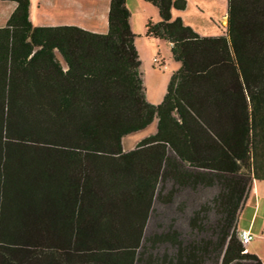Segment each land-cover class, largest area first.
<instances>
[{
  "label": "trees",
  "instance_id": "16d2710c",
  "mask_svg": "<svg viewBox=\"0 0 264 264\" xmlns=\"http://www.w3.org/2000/svg\"><path fill=\"white\" fill-rule=\"evenodd\" d=\"M0 1L16 5L0 28V159L8 162L0 160V264H263L237 238L236 220L251 183L264 180V0H226L223 30L211 36L170 19V9L182 10L185 0H143L159 15L146 20L143 35L169 42L170 56L180 64L158 103L145 100L124 0H108L101 34L32 27L29 0ZM16 41L25 56L41 44L57 48L70 66L76 58L87 62L89 95L79 98L76 112L53 119L54 131L28 123V111L16 107ZM154 118L156 131L123 153L143 171L140 193L82 191L70 208L42 206L44 192L29 188L24 169L9 164L11 150L55 149L42 145L71 134L106 152ZM174 160L191 170L192 192L200 178L214 191L190 216L185 237L168 245L163 242L175 239L152 237L148 230L149 176L159 163L162 179Z\"/></svg>",
  "mask_w": 264,
  "mask_h": 264
},
{
  "label": "crops",
  "instance_id": "0c3cea01",
  "mask_svg": "<svg viewBox=\"0 0 264 264\" xmlns=\"http://www.w3.org/2000/svg\"><path fill=\"white\" fill-rule=\"evenodd\" d=\"M142 2L146 1L124 0V4L129 11L128 24L133 32V43L136 52H138L139 46L135 41L136 39H134V35L145 32L144 25L147 19H153V21L159 19L157 9L155 11ZM2 3L8 5L5 6L4 12L0 14V28L4 27L16 6L11 2ZM151 6L153 5L151 4ZM172 9L174 8L170 9V19L179 17L184 24L189 25L191 29L197 32L191 22L185 21L182 15L173 13ZM107 11L108 0H103L102 7L96 11L95 18H93L95 23L99 22V24L96 23L92 26L75 25L68 22L38 24L36 26L30 24L32 27L42 28L75 26L84 31L101 34L107 30ZM28 16L31 22L30 6H28ZM224 20L225 14L220 19V24ZM25 41L29 42L30 40L25 39ZM16 43L18 46L11 63V67H13L11 73L15 80L12 91L17 94L16 107H22L28 111L26 118L28 123L37 124L45 131H54V128H51L53 119L55 117L59 118L61 111L71 110L76 112L79 98L89 95V89L87 88L89 76L82 66L87 62L76 58L71 61L75 66H70L57 48L43 50L41 44L34 46L31 53L25 56L26 49L22 46L23 43L18 41ZM62 46L67 45L63 44ZM168 46L170 47L169 42ZM152 58L154 61V57ZM7 62L9 61L5 62L4 60L3 64L7 66ZM145 100L152 102V100ZM151 123H154V127L147 130L148 125ZM149 124L141 130L132 131H138L141 134H137V138L129 142L126 147L123 145V140L128 137L129 133L120 137L118 148H112L106 152L98 149V144L95 142L90 143L91 146L95 147L94 150H91L87 146L88 141L75 139L72 134L63 135L57 137L51 144L44 143L42 145L44 148L55 149L41 151L11 150L8 155L13 159L9 164L12 165L11 167L18 169L22 167V170L24 169V174L29 176L26 181L33 185L29 188H37L39 192H44V194L39 193V196L44 198L40 203L42 206H68L70 208L73 206L72 204L76 203V198L82 191H85L86 194L101 192L109 195L135 194L139 190L142 192L141 189L144 187L143 171L137 170L132 164H129V159L123 156V153L135 147L137 141L156 131L155 118ZM49 138L51 137H47L46 140ZM0 160L5 165L8 163L3 159ZM158 164L157 173L155 174L152 168L149 176L151 179V201L148 208V230L152 237L164 233L166 238L175 239V242H168V240L163 242L170 245L180 240L182 233L185 237L188 230H190V216L195 212L200 213V202L204 206L207 187L205 182L203 186L201 185L202 180L200 178L196 185L198 198L192 201V193L195 192H192L191 188L193 187L191 185L196 179L191 175L190 169L186 171V162L179 163L174 160V163L170 164L174 168H167V172L162 179ZM13 173L16 175L15 177L21 174L14 171ZM83 187L86 188L81 189ZM160 193L163 196L160 198L163 199H160V203H158L154 201V196L156 194L159 196Z\"/></svg>",
  "mask_w": 264,
  "mask_h": 264
},
{
  "label": "rangeland",
  "instance_id": "374dc122",
  "mask_svg": "<svg viewBox=\"0 0 264 264\" xmlns=\"http://www.w3.org/2000/svg\"><path fill=\"white\" fill-rule=\"evenodd\" d=\"M102 1L29 0L31 24L33 26L56 22H68L83 26L99 24V22L95 23L93 18H95L96 11L102 7ZM142 3H146L148 7L156 11V8L148 2ZM184 3L185 7L182 10L172 9V12L182 15L185 21L191 22L200 35L211 36L221 32L220 19L225 14L226 0H188ZM7 5L0 1V14L4 12ZM150 20L153 21V19ZM222 24L225 25V20ZM134 39L139 46L137 52L140 61L138 70L145 99L152 100V102L148 101L150 103H158L163 97L170 72L180 64L171 58L167 41L143 34L134 35ZM152 57L157 61L154 62ZM152 127H154V123L149 124L147 130ZM137 134L141 133L139 134L138 131L129 133L128 137L123 140L124 147L135 140ZM213 191L207 189L206 198H209ZM197 195L198 192L192 193L191 200L195 201L198 198ZM206 198L204 202H206ZM236 226L238 229L249 228L252 238L245 244V249L249 253L257 255L264 263V180H254L251 183L247 198L237 215Z\"/></svg>",
  "mask_w": 264,
  "mask_h": 264
},
{
  "label": "built area",
  "instance_id": "2783aa9c",
  "mask_svg": "<svg viewBox=\"0 0 264 264\" xmlns=\"http://www.w3.org/2000/svg\"><path fill=\"white\" fill-rule=\"evenodd\" d=\"M154 61H157L155 58H154ZM236 236L237 238L239 239V241L242 243V244H246L247 242H249L252 238L251 234H250V230L247 229V228H241V229H238L236 231Z\"/></svg>",
  "mask_w": 264,
  "mask_h": 264
}]
</instances>
